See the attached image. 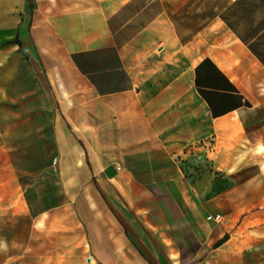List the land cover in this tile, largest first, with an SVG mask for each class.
<instances>
[{
    "label": "crops",
    "instance_id": "crops-1",
    "mask_svg": "<svg viewBox=\"0 0 264 264\" xmlns=\"http://www.w3.org/2000/svg\"><path fill=\"white\" fill-rule=\"evenodd\" d=\"M2 17L14 42L21 19V46L53 82L76 76L74 97L86 100L69 113L86 167L57 171L69 180L34 211L0 181V264L240 257L224 254L238 232L229 196L238 189L213 194L206 176L191 181L176 151L189 145V72L196 107L213 122L201 129L234 145L255 131L253 145L264 146V0H0Z\"/></svg>",
    "mask_w": 264,
    "mask_h": 264
},
{
    "label": "rangeland",
    "instance_id": "rangeland-1",
    "mask_svg": "<svg viewBox=\"0 0 264 264\" xmlns=\"http://www.w3.org/2000/svg\"><path fill=\"white\" fill-rule=\"evenodd\" d=\"M21 27L19 18L14 42L10 19H0V181L3 193L12 192L8 183H14L13 192H23L25 207L34 211L52 201L44 198L45 192H52L49 187L69 180L58 178L57 171L86 167L79 142L72 140L78 137L69 113L72 105L86 99L74 97L79 94L71 86L76 76L66 82L57 77L53 82L42 61L31 58L21 46ZM196 105L189 72V145L179 140L177 156L191 181L208 178L213 194L238 189L229 194L235 200L231 208L236 207L238 232L225 238L229 241L224 254L227 257L240 249L241 256L227 257L225 264H264V146L253 145L255 131L250 140L234 145L214 129H201L202 122L207 126L213 122ZM78 116L82 122L88 118L87 114Z\"/></svg>",
    "mask_w": 264,
    "mask_h": 264
},
{
    "label": "built area",
    "instance_id": "built-area-1",
    "mask_svg": "<svg viewBox=\"0 0 264 264\" xmlns=\"http://www.w3.org/2000/svg\"><path fill=\"white\" fill-rule=\"evenodd\" d=\"M208 219L213 221H221L223 217L220 214H216V215H210Z\"/></svg>",
    "mask_w": 264,
    "mask_h": 264
}]
</instances>
